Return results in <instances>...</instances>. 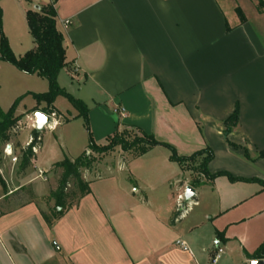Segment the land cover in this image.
I'll list each match as a JSON object with an SVG mask.
<instances>
[{"label":"crops","instance_id":"crops-1","mask_svg":"<svg viewBox=\"0 0 264 264\" xmlns=\"http://www.w3.org/2000/svg\"><path fill=\"white\" fill-rule=\"evenodd\" d=\"M50 1L0 0L3 33L16 56L35 46L27 11ZM259 1L264 5V0H58L57 28L68 62L58 83L87 105L98 145L117 130L139 127L174 145L179 155L210 148L209 174L226 171L238 179L264 180V158L258 157L264 151V7ZM59 98L52 106L58 123L49 129L65 128L59 136L66 140L63 156L74 160L87 151L89 133L70 103L66 112L57 107ZM34 100L30 110L15 114L21 118L7 142L19 160L3 154L6 143L0 146V245L10 264L253 261L251 255L264 242L262 185L200 174L201 185L194 187L200 197L181 216L178 196L193 179L163 146L127 160V151L116 150L118 163L98 168L95 177L91 173L101 164L82 169L90 192L48 225L42 212L55 205L50 194L62 174L56 163L63 158L55 150L44 151L39 134V149L22 168L21 149L36 130L34 113L47 106ZM236 107L239 124L226 137L222 122ZM23 116L34 127L24 144L14 135ZM246 151L253 161L245 158ZM34 234L43 242V249L36 248L39 259L28 255L27 239ZM218 247L223 254L212 263Z\"/></svg>","mask_w":264,"mask_h":264},{"label":"trees","instance_id":"trees-1","mask_svg":"<svg viewBox=\"0 0 264 264\" xmlns=\"http://www.w3.org/2000/svg\"><path fill=\"white\" fill-rule=\"evenodd\" d=\"M57 1L58 0H51L47 5L40 6L36 9H29L27 11V25L34 39L35 46L21 56L15 55L10 47L7 37L3 33V11L0 8V60L10 63L18 70L27 74H36L47 79L49 82V90L44 93H33L34 98L39 104L41 102L47 104V106L41 109V111L45 113L56 112L52 107L53 103L58 96H64L78 110L79 116L84 119L85 126L89 133V145L87 151L74 160L65 156L62 161L56 163L57 167L62 168V174L58 179L57 188L50 194V197L55 200V205L49 213L42 212L48 225H52L54 220L64 215L65 211L74 201H77L81 196L90 192L88 183L83 180L82 169H90L93 167L94 159L91 155L92 152L106 154L113 151L117 146H120L123 151L135 150V156H141L153 147L163 146L170 151V160L177 162L183 170L186 169V164L200 160L198 172L207 175L210 180H214L218 176H228L232 181L244 180L259 182L264 190V180L238 179L232 177L226 171L209 174L207 171V165L214 158V153L210 148L196 151L190 156L179 155L177 148L174 145L156 139L154 135L145 133L139 127H134L139 131V134H135L133 139H129V131L127 130L129 127L127 126L124 127L123 130H117L113 135L109 136L106 144L98 145L94 141L91 133L88 117L89 109L87 105L82 100L74 97L60 87L58 83L59 73L63 68L68 66V62L66 59L64 35L57 28ZM260 3H262V1H260ZM239 13L242 14L240 10ZM241 18L245 21L243 14ZM16 102L7 112H4L0 107V141L2 143H7L10 140V132L21 118V116H15L14 113ZM35 110L36 109H33L32 111ZM238 124L239 108L236 107L234 113L222 122L224 135L227 137L229 133L238 127ZM39 134V131L34 130L33 136L35 138L39 137ZM227 142L230 145L235 146L228 140ZM87 152L89 153L87 154ZM34 154L32 146L21 149L22 168L30 165ZM258 157L264 158V151H261L258 154ZM245 158L253 161V158L248 151L245 152ZM188 168L195 169L189 166ZM72 179H75L78 182L82 191L78 198L74 201L68 202L69 197L67 196V187ZM190 185L192 187H197L201 185V183L199 180L197 181L196 179H193L190 182ZM251 257L253 260H264V242L251 255Z\"/></svg>","mask_w":264,"mask_h":264},{"label":"rangeland","instance_id":"rangeland-1","mask_svg":"<svg viewBox=\"0 0 264 264\" xmlns=\"http://www.w3.org/2000/svg\"><path fill=\"white\" fill-rule=\"evenodd\" d=\"M223 6L225 8L226 14L228 15V17H230L231 12L229 11L227 4L223 3ZM263 7H264L263 2L260 3L259 1V8H263ZM242 14L238 13L240 18ZM48 90H49V82L47 79L38 75H34V76L26 75L21 71H19L15 66H12L3 61L0 62V106L4 112H7L12 107V105L18 100L14 107V113L16 115H21L26 111L30 110L35 104L33 93H30L29 91L47 92ZM68 103H70V101L66 97L62 96V98H59L58 100L57 107L61 111L66 112L65 106H67ZM73 109L76 108L74 107ZM32 127L33 126L31 120L27 119L26 116H23V120L19 124L18 130L14 132V135H16V132L18 133L17 140L22 144H24L29 138V135L32 133V130L34 129V127L33 129ZM64 129L65 128L61 126L58 128L57 126H55V128L51 130L47 127L44 130H42V132L40 133L42 135L43 144L46 147L44 151H50V153L52 152V150L57 151L58 156H60L61 160L62 158L64 159L63 154L64 153L66 154L67 152V148L64 146L66 140L59 138V136L62 134V131H64ZM127 130L129 131V139H133V136L135 134H139V132L135 128H127ZM1 144L2 142L0 141V146ZM116 150H118L119 154L122 151L121 147L117 146L113 151H110L106 154H100L96 152H93L91 154L92 158L94 159L93 166L98 163L101 164L99 167L98 166L95 167L96 170L94 169L95 172L91 173L92 176L94 177L98 176V173L103 168V165L106 164L114 165L116 162L118 163L117 159L119 155L117 152H115ZM135 155H136L135 150L123 152L124 160L125 159L127 160ZM199 163L200 160L186 164L185 177H187L188 179H196V178L198 179V177H201L200 173L198 172ZM188 166L195 169H189ZM98 168H99V172H98ZM55 171H58L60 173L61 170L55 169ZM83 172L84 171L82 170V177L83 180L86 181L87 179L85 177V172L84 173ZM60 175L57 174L56 175L57 178L54 175L53 177L54 179L55 178L58 179ZM37 183L44 185V183H42V181L40 180ZM81 191L82 190L80 189L78 182L75 179L70 180L69 185L67 187V196L69 197V201L70 200L74 201L76 198H78ZM198 197H200V195L195 197L194 200H196ZM18 235L21 236L22 231L21 232L19 231ZM26 236L27 235L23 236L25 240H26ZM33 236H35V238L32 237L30 241L29 239H27V242H29L30 244L29 246L31 249V252L30 253L28 252V255L30 258L34 256L36 259H39V252L38 249L36 248L43 249L42 248L43 242L40 239H38L36 234H34ZM0 264H10V260L7 254L3 252V250L1 249V245H0Z\"/></svg>","mask_w":264,"mask_h":264},{"label":"built area","instance_id":"built-area-1","mask_svg":"<svg viewBox=\"0 0 264 264\" xmlns=\"http://www.w3.org/2000/svg\"><path fill=\"white\" fill-rule=\"evenodd\" d=\"M66 23L68 24V23H70V21L67 20ZM43 113H45V112H43ZM45 114H47L51 118L50 123L45 128H47V127L51 128L52 122L53 123L55 122V125L58 123L59 115L57 114V112L45 113ZM35 121H36V118H35ZM34 127L36 128V123L34 124ZM40 140H41L40 136L36 137V138L34 136H32L30 138L29 142L27 143V147L32 146V150L34 151V153H36L39 149ZM3 154L10 157L13 162H17L19 160L18 156L15 155L10 143L5 144V146L3 148ZM0 174H2L1 168H0ZM190 203H191V201L187 204L184 203V194L178 196L177 206H178V210L181 212V214H180L181 216L184 215V213H186L187 210L190 208ZM176 245L181 247L182 249H184L186 251L189 250L188 245L184 241L177 240ZM222 254H223V249L218 247L215 255L212 258V263H215L221 257Z\"/></svg>","mask_w":264,"mask_h":264},{"label":"water","instance_id":"water-1","mask_svg":"<svg viewBox=\"0 0 264 264\" xmlns=\"http://www.w3.org/2000/svg\"><path fill=\"white\" fill-rule=\"evenodd\" d=\"M36 8H38V7H36ZM37 113H40L41 115H43L45 117V119L43 121L38 120L37 115H36ZM34 117L36 118V121H35L36 130L39 132H41L51 121V118L47 114H45L41 111H36L34 113ZM195 195H196L195 188L192 187L191 185H188L185 189V192H184V203L187 204L190 201H192L194 199ZM250 264H264V260H262V259L261 260H253Z\"/></svg>","mask_w":264,"mask_h":264},{"label":"clouds","instance_id":"clouds-1","mask_svg":"<svg viewBox=\"0 0 264 264\" xmlns=\"http://www.w3.org/2000/svg\"><path fill=\"white\" fill-rule=\"evenodd\" d=\"M37 119L40 121H43L45 119V117L43 115H41L40 113H37Z\"/></svg>","mask_w":264,"mask_h":264}]
</instances>
